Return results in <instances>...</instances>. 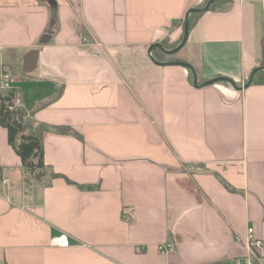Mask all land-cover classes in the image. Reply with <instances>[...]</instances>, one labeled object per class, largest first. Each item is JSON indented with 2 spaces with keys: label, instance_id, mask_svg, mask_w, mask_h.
I'll return each mask as SVG.
<instances>
[{
  "label": "crops",
  "instance_id": "obj_1",
  "mask_svg": "<svg viewBox=\"0 0 264 264\" xmlns=\"http://www.w3.org/2000/svg\"><path fill=\"white\" fill-rule=\"evenodd\" d=\"M204 2L0 0V72L47 126L36 179L0 124V264H216L248 228L264 240V83L244 86L263 66L264 0L201 12L178 53L151 49L161 64L149 52ZM219 76L238 87L205 85Z\"/></svg>",
  "mask_w": 264,
  "mask_h": 264
},
{
  "label": "trees",
  "instance_id": "obj_2",
  "mask_svg": "<svg viewBox=\"0 0 264 264\" xmlns=\"http://www.w3.org/2000/svg\"><path fill=\"white\" fill-rule=\"evenodd\" d=\"M230 0H214L210 9L217 8ZM209 0H205L206 5ZM201 12H191L189 14V30L193 26L195 20ZM185 24V21H184ZM177 42L165 43L167 49L177 47L182 39ZM262 65L264 66V59ZM254 83H264V70H255ZM18 88L7 90L6 94L0 92V124L8 130V140L13 146L17 154L21 157L23 168L32 174L34 178L39 179L45 174V149H44V133L47 130L46 125L36 126L31 124L27 118L23 108L13 105L12 98ZM69 127H61V131H68ZM54 176L59 174L55 173ZM68 181H70L68 179ZM85 187V186H84ZM93 188V186H86Z\"/></svg>",
  "mask_w": 264,
  "mask_h": 264
},
{
  "label": "built area",
  "instance_id": "obj_3",
  "mask_svg": "<svg viewBox=\"0 0 264 264\" xmlns=\"http://www.w3.org/2000/svg\"><path fill=\"white\" fill-rule=\"evenodd\" d=\"M16 80L14 72L4 67L0 72V88L3 90H10L15 88L14 82ZM13 105L18 108H23L22 97L19 90L15 91L12 98ZM1 174V170H0ZM5 184L9 183L8 178H4ZM237 240L243 245L245 252L240 255L226 258L216 264H264V240L255 235L252 227L248 228L246 237L237 236ZM54 245L67 246L68 238L65 234H61L52 239ZM162 253L172 252L175 249V242L169 238L165 242L158 245Z\"/></svg>",
  "mask_w": 264,
  "mask_h": 264
},
{
  "label": "water",
  "instance_id": "obj_4",
  "mask_svg": "<svg viewBox=\"0 0 264 264\" xmlns=\"http://www.w3.org/2000/svg\"><path fill=\"white\" fill-rule=\"evenodd\" d=\"M213 1L214 0H209V2L204 7H202V8H192L189 11V13L186 16V20H185L184 37H183L181 43L177 47H175L173 49H165L164 46L161 43L153 44L152 47L150 48V51H149L150 55H151V49L154 48L155 46L160 47L167 54H176V53H178L185 46V44L187 43V40H188V36H189V14L191 12H203V11L208 10L210 8L211 4L213 3ZM42 41L45 42L46 40L42 39ZM151 58L156 63L161 64L160 62L155 60V58L152 55H151ZM38 59H39V50L38 49L29 50L24 56L23 71L26 72V73H30V72L34 71L36 69V67H37ZM169 63H178V64H182V65H185V66L189 67L193 71L194 82L197 84V81H198L197 80V73H196L195 69L193 68V66L191 64H189L187 62H182V61H178V62L172 61V62H169ZM259 70H264V66L260 67ZM254 74H255V71L252 73L249 81L244 86H249L250 84H252V82L254 80ZM221 80L228 81L234 87H236V88L238 87L236 85V83L232 79H229V78H226V77H223V76H219V77L213 78L211 80H208L207 82H205V85L213 83V82H216V81H221Z\"/></svg>",
  "mask_w": 264,
  "mask_h": 264
},
{
  "label": "rangeland",
  "instance_id": "obj_5",
  "mask_svg": "<svg viewBox=\"0 0 264 264\" xmlns=\"http://www.w3.org/2000/svg\"><path fill=\"white\" fill-rule=\"evenodd\" d=\"M5 92H7L6 90H4Z\"/></svg>",
  "mask_w": 264,
  "mask_h": 264
}]
</instances>
